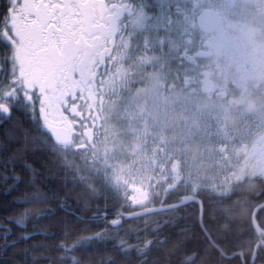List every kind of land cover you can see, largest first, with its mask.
Masks as SVG:
<instances>
[{"label": "flooded vegetation", "instance_id": "af4514ba", "mask_svg": "<svg viewBox=\"0 0 264 264\" xmlns=\"http://www.w3.org/2000/svg\"><path fill=\"white\" fill-rule=\"evenodd\" d=\"M108 2L123 8L113 32L121 65L94 134L96 164L127 167L143 149L148 174L163 181L162 196L179 185L199 194L205 208L228 213L234 186L230 193L214 188L231 174L217 151L227 146L232 163L234 149L243 147L234 185L246 206L236 211L259 207L262 223L264 0ZM25 132L26 121L0 124V145H19Z\"/></svg>", "mask_w": 264, "mask_h": 264}, {"label": "snow or ice", "instance_id": "6c2138e0", "mask_svg": "<svg viewBox=\"0 0 264 264\" xmlns=\"http://www.w3.org/2000/svg\"><path fill=\"white\" fill-rule=\"evenodd\" d=\"M121 11V6L108 0H0V124L20 126L26 121L31 125L12 156L7 155V144L0 145L5 153L0 159V181L9 191L26 185L19 207L0 223V240L6 244L9 240L8 220L22 230L12 240L13 246L31 239L37 233L24 234L30 216L26 206L52 202L53 194L42 192L36 183L37 170L26 159L29 151L47 153L61 172L71 173L105 201V209L88 218L97 227L102 225V231L90 237L81 236L82 217L62 208L68 218L59 221L63 237L56 250L61 264H86L78 252L91 240L109 234L118 241L115 247L121 255L145 256L154 243L148 236L159 230V220L181 212L197 217L200 231L206 230L199 194L177 185L150 204L146 198L137 200L110 182L93 158L94 134L108 111V97L115 90L121 65L113 47L114 21ZM17 160H22L23 175L7 174L9 163ZM260 202L264 203V195ZM184 247L178 245L177 251ZM256 260L253 255L244 264Z\"/></svg>", "mask_w": 264, "mask_h": 264}, {"label": "trees", "instance_id": "16d2710c", "mask_svg": "<svg viewBox=\"0 0 264 264\" xmlns=\"http://www.w3.org/2000/svg\"><path fill=\"white\" fill-rule=\"evenodd\" d=\"M23 126H26V123ZM14 134L21 138L22 132H14ZM7 145L10 147L8 156H12L20 146V144ZM4 155L5 153L0 152L1 159ZM26 159L33 169L37 170L35 179L41 191L53 194L52 202L26 206L30 216L24 234L38 233L26 242L12 245V240H15L22 230L17 229L8 220L7 226L12 229V232L7 244L0 240V264H61L59 259L61 253L56 250V244L63 237V225L59 221L60 218H68L62 208L68 213L75 212L82 217L81 225H79L83 228L81 236L90 237L102 231V225L97 227L88 218L94 212H102L105 209L104 197L93 196L88 186L80 183L78 178H74L71 173L61 172L45 152L29 151L26 153ZM97 167L100 169V166L97 165ZM13 171L17 175H23L24 168L17 161L15 164L10 162L7 174ZM2 185L4 183L0 181V223H4L14 209L19 207L17 201L26 191L24 184H18L12 191ZM237 185L233 202L229 206L231 211L213 212L211 207L207 209L206 206L203 223L214 242L227 256L240 252L243 258L241 255H235L232 258L224 257L220 250L209 241L207 235L200 231L195 223L197 217L190 212L161 218L159 230L151 232L148 236V239H152L154 243L145 256H137L135 253L121 255L119 248L115 247L118 241L114 240L110 234L102 240H91L78 252V255L86 264H140V261H146V264H244L247 258L256 255V264H264V243L260 242L264 240V229L263 235L257 236L248 226L250 212L236 211L243 208L245 210L246 206L245 203L242 204L244 197L238 193ZM109 207H111L110 203ZM48 211L53 212L54 215H48ZM259 218L260 215L257 214L258 222H260ZM152 227L155 228V225ZM186 229L188 231H185ZM160 241H166V243L161 245ZM178 245H184V250L178 252Z\"/></svg>", "mask_w": 264, "mask_h": 264}, {"label": "bare ground", "instance_id": "6f19581e", "mask_svg": "<svg viewBox=\"0 0 264 264\" xmlns=\"http://www.w3.org/2000/svg\"><path fill=\"white\" fill-rule=\"evenodd\" d=\"M140 196H141L142 198H140L139 200H141V199H145V198H146V203L148 202V198H147V194H146V193H141Z\"/></svg>", "mask_w": 264, "mask_h": 264}, {"label": "water", "instance_id": "95a60500", "mask_svg": "<svg viewBox=\"0 0 264 264\" xmlns=\"http://www.w3.org/2000/svg\"><path fill=\"white\" fill-rule=\"evenodd\" d=\"M253 222H254V225H255L256 231L259 233V232H260V229L258 228V226H257L256 221H255L254 218H253Z\"/></svg>", "mask_w": 264, "mask_h": 264}, {"label": "rangeland", "instance_id": "374dc122", "mask_svg": "<svg viewBox=\"0 0 264 264\" xmlns=\"http://www.w3.org/2000/svg\"><path fill=\"white\" fill-rule=\"evenodd\" d=\"M107 177L109 178L110 182H112V180L110 179V176L108 175ZM112 183H114V182H112ZM114 184H116V183H114ZM116 185H117V184H116Z\"/></svg>", "mask_w": 264, "mask_h": 264}, {"label": "clouds", "instance_id": "9594fccd", "mask_svg": "<svg viewBox=\"0 0 264 264\" xmlns=\"http://www.w3.org/2000/svg\"><path fill=\"white\" fill-rule=\"evenodd\" d=\"M189 151H192V149H189Z\"/></svg>", "mask_w": 264, "mask_h": 264}]
</instances>
